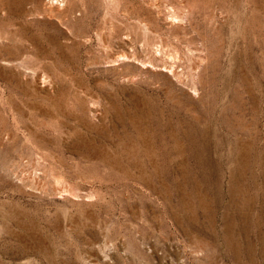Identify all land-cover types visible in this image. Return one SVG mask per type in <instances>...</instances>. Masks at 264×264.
Returning a JSON list of instances; mask_svg holds the SVG:
<instances>
[{
    "label": "rangeland",
    "instance_id": "374dc122",
    "mask_svg": "<svg viewBox=\"0 0 264 264\" xmlns=\"http://www.w3.org/2000/svg\"><path fill=\"white\" fill-rule=\"evenodd\" d=\"M0 264H264V0H0Z\"/></svg>",
    "mask_w": 264,
    "mask_h": 264
},
{
    "label": "bare ground",
    "instance_id": "6f19581e",
    "mask_svg": "<svg viewBox=\"0 0 264 264\" xmlns=\"http://www.w3.org/2000/svg\"><path fill=\"white\" fill-rule=\"evenodd\" d=\"M249 156V155H248ZM259 191V190H258Z\"/></svg>",
    "mask_w": 264,
    "mask_h": 264
}]
</instances>
